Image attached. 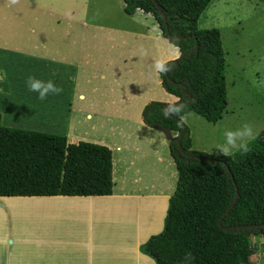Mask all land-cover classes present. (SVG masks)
I'll list each match as a JSON object with an SVG mask.
<instances>
[{"label": "crops", "instance_id": "crops-1", "mask_svg": "<svg viewBox=\"0 0 264 264\" xmlns=\"http://www.w3.org/2000/svg\"><path fill=\"white\" fill-rule=\"evenodd\" d=\"M50 4L0 0V126L109 148L113 190L0 197V264H156L140 247L165 226L179 177L176 134L147 126L143 110L179 101L153 65L177 60L180 49L123 0ZM28 75L62 91L41 101L26 89Z\"/></svg>", "mask_w": 264, "mask_h": 264}, {"label": "trees", "instance_id": "trees-1", "mask_svg": "<svg viewBox=\"0 0 264 264\" xmlns=\"http://www.w3.org/2000/svg\"><path fill=\"white\" fill-rule=\"evenodd\" d=\"M212 1L123 0L127 13L151 14L181 52L160 76L164 89L179 99L175 104L184 105L182 112L165 118L161 110L169 104L156 101L143 110L147 126L176 134L170 151L179 177L165 226L140 247L156 264H181L187 252L192 264H249V235L264 236V130L248 142L249 151L223 157L193 149L183 121L195 113L217 124L228 107L221 32L199 28ZM112 190L109 148L0 126V197L109 196Z\"/></svg>", "mask_w": 264, "mask_h": 264}, {"label": "rangeland", "instance_id": "rangeland-1", "mask_svg": "<svg viewBox=\"0 0 264 264\" xmlns=\"http://www.w3.org/2000/svg\"><path fill=\"white\" fill-rule=\"evenodd\" d=\"M35 1H50L54 9L63 7V0ZM199 28L221 32L228 107L218 124L195 113L186 115L185 124L193 134V149L218 155L215 148L223 142L225 130L244 123L252 124L258 135L264 130V6L259 0H213L201 16ZM249 236L254 249L249 264H264V236Z\"/></svg>", "mask_w": 264, "mask_h": 264}, {"label": "clouds", "instance_id": "clouds-1", "mask_svg": "<svg viewBox=\"0 0 264 264\" xmlns=\"http://www.w3.org/2000/svg\"><path fill=\"white\" fill-rule=\"evenodd\" d=\"M156 71H164V65L160 62L154 63ZM24 85L29 92L35 93L37 99L43 101L50 94H59L62 89L58 87L51 79H40L33 75H28L24 81ZM183 104H169L161 111L165 118L169 116H179L182 112ZM182 119V117H181ZM258 135V130L252 124L244 123L235 129L225 130L223 133V142L216 145L215 152L219 156L228 157L233 150L240 152L249 151L248 141L254 139ZM192 254L185 253L181 264H192Z\"/></svg>", "mask_w": 264, "mask_h": 264}, {"label": "water", "instance_id": "water-1", "mask_svg": "<svg viewBox=\"0 0 264 264\" xmlns=\"http://www.w3.org/2000/svg\"><path fill=\"white\" fill-rule=\"evenodd\" d=\"M180 134L182 135V132Z\"/></svg>", "mask_w": 264, "mask_h": 264}]
</instances>
